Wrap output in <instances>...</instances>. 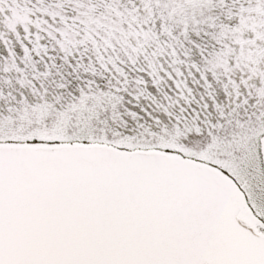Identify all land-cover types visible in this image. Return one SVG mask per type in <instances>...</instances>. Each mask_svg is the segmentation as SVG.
<instances>
[{
  "label": "snow or ice",
  "instance_id": "obj_1",
  "mask_svg": "<svg viewBox=\"0 0 264 264\" xmlns=\"http://www.w3.org/2000/svg\"><path fill=\"white\" fill-rule=\"evenodd\" d=\"M0 264H264V0H0Z\"/></svg>",
  "mask_w": 264,
  "mask_h": 264
}]
</instances>
